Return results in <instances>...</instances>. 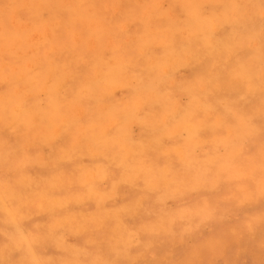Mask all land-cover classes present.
<instances>
[{
    "label": "rangeland",
    "instance_id": "obj_1",
    "mask_svg": "<svg viewBox=\"0 0 264 264\" xmlns=\"http://www.w3.org/2000/svg\"><path fill=\"white\" fill-rule=\"evenodd\" d=\"M262 106V0H0V264H264Z\"/></svg>",
    "mask_w": 264,
    "mask_h": 264
},
{
    "label": "clouds",
    "instance_id": "obj_2",
    "mask_svg": "<svg viewBox=\"0 0 264 264\" xmlns=\"http://www.w3.org/2000/svg\"><path fill=\"white\" fill-rule=\"evenodd\" d=\"M230 243H232V247H231L232 258L230 259L231 264H239L240 259L243 257H246L248 255L250 249H245L244 244L242 242L239 244H237L235 242H230ZM238 250L241 251V254L239 257L236 256V253ZM261 251L264 252V241L261 242ZM190 252H191V249H190ZM200 252H201V254H200L201 256L206 254L205 249H201ZM185 259H190V258H183V259L173 258V259L161 260V261L175 262V261H182ZM200 260L203 261V264H217V260H208V259H200ZM153 262H160V261H153ZM84 264H85V262H84ZM139 264H144V262H139Z\"/></svg>",
    "mask_w": 264,
    "mask_h": 264
},
{
    "label": "snow or ice",
    "instance_id": "obj_3",
    "mask_svg": "<svg viewBox=\"0 0 264 264\" xmlns=\"http://www.w3.org/2000/svg\"><path fill=\"white\" fill-rule=\"evenodd\" d=\"M262 8H264V0H262ZM262 110H264V106H262ZM262 174H264V162H262ZM261 196H262V202H264V180H262V184H261ZM261 223L264 224V212H262ZM200 254L201 252L198 251L195 252L193 258L190 259H185L182 261H175V262L172 261L151 262V264H203L202 260L195 258ZM32 264H36V262H32ZM85 264H89V262H85ZM92 264H98V262H92Z\"/></svg>",
    "mask_w": 264,
    "mask_h": 264
}]
</instances>
